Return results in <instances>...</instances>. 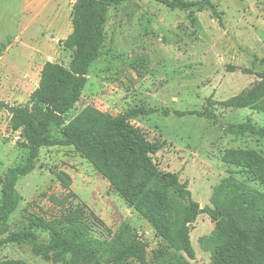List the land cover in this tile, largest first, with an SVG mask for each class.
Returning <instances> with one entry per match:
<instances>
[{"label":"rangeland","instance_id":"obj_1","mask_svg":"<svg viewBox=\"0 0 264 264\" xmlns=\"http://www.w3.org/2000/svg\"><path fill=\"white\" fill-rule=\"evenodd\" d=\"M75 1L0 0L2 62L11 60L8 48H16L18 36L17 45L29 42L33 52L26 75L0 74V103L24 105L45 61L68 66L72 54L60 40L72 31ZM186 1L200 4L179 9L160 0H128L109 9L102 52L91 64L82 96L64 125L81 112L104 121L131 109L155 110L128 122L162 145L153 161L162 173H175L199 206L188 224L194 258L157 232L73 146L40 148L36 168L16 185L19 202L9 218L10 232L30 230L46 244L50 232L45 225L75 209L82 211L93 237L110 243L106 247L110 251L133 239L145 243V263L129 257L123 264H211L209 237L215 224L207 208L212 207L214 191L229 178L264 189V176L258 178L227 158L250 154L264 173V137L240 127L247 123L264 128V112L224 104L261 80L264 0ZM15 91L21 94L10 98ZM52 134L60 136L59 129ZM27 155L21 129H11L10 114L0 105V199L6 171L23 164ZM59 172L69 176L67 188L57 177ZM13 259L26 264H81L69 254L62 261L46 259L28 243H1L0 261ZM106 259L103 256L100 262L109 264Z\"/></svg>","mask_w":264,"mask_h":264},{"label":"trees","instance_id":"obj_2","mask_svg":"<svg viewBox=\"0 0 264 264\" xmlns=\"http://www.w3.org/2000/svg\"><path fill=\"white\" fill-rule=\"evenodd\" d=\"M128 0H76L71 8L72 31L60 40L71 51L68 66L46 61L37 87L24 105H0L10 114L12 130L21 129L24 146L28 149L25 162L9 167L5 173L0 199V244L28 243L39 255L52 261H62L67 254L81 264H123L129 258L145 263V243L133 239L115 251L106 249V239L93 237L90 225L81 210L68 211L45 225L50 240L39 243L30 230L10 232L9 218L16 210L19 195L16 185L20 178L36 168L41 147L73 146L76 152L90 160L125 200L138 210L165 239L189 258H194L188 224L192 223L199 206L180 183L175 173H162L152 156L162 148L134 130L128 119L154 109H131L113 118L100 121L96 116L81 112L64 125L68 112L82 96L91 64L100 56L105 41L109 9ZM171 8L189 9L200 2L160 0ZM210 7H212L210 5ZM260 82L249 91H242L226 101V106L251 107L264 112V58ZM94 119V121H92ZM92 121V122H91ZM64 125V126H63ZM264 137V128L240 123ZM59 129L60 136H53ZM256 129V130H255ZM245 131V130H243ZM258 178L264 173L250 154L229 156ZM258 162V163H257ZM164 174V178L161 176ZM64 187L70 178L57 173ZM71 193V192H70ZM65 198L62 199V202ZM207 208L215 229L209 239L213 245L211 264H264V189L253 187L234 178L223 180L211 197ZM176 210L179 212L176 214ZM0 264H26L23 260H1Z\"/></svg>","mask_w":264,"mask_h":264},{"label":"crops","instance_id":"obj_3","mask_svg":"<svg viewBox=\"0 0 264 264\" xmlns=\"http://www.w3.org/2000/svg\"><path fill=\"white\" fill-rule=\"evenodd\" d=\"M17 38L14 41L16 48L13 50L10 49L11 46L8 48L9 54H11V60L10 61L7 60V62H2L4 59L3 55L5 52L0 55V74L3 73L5 74V76L8 74H12L15 71L16 73H19L20 75H26V72L28 71V69L31 68L30 66H31V63L33 62L32 61L33 56H31L33 53L31 49L32 48L31 44L29 42L20 41V44L17 45ZM44 63L42 64L41 67H43ZM9 82L11 81L9 80ZM38 82H37V85H38ZM9 94H10L9 92H6V97H8ZM20 94H21L20 91H15L10 95V98H15Z\"/></svg>","mask_w":264,"mask_h":264}]
</instances>
